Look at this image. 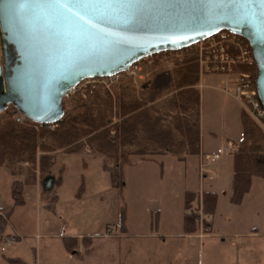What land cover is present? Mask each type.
Segmentation results:
<instances>
[{
    "label": "rangeland",
    "instance_id": "obj_1",
    "mask_svg": "<svg viewBox=\"0 0 264 264\" xmlns=\"http://www.w3.org/2000/svg\"><path fill=\"white\" fill-rule=\"evenodd\" d=\"M183 56L180 52H169L154 57L153 63L149 59L144 62L149 72L145 80L124 77L112 93L101 88L94 92L108 94L116 101L123 89L128 87L136 92L149 87L156 91L162 90L168 86L177 69V63ZM247 71H250V68H247ZM201 78L205 85L200 93L201 149L204 153L216 152L218 148L224 149L226 139L237 148L238 140L242 138V107L236 99L222 92L226 84L224 77L206 75L200 76V80ZM228 78L235 80L232 76ZM171 96L172 94L165 93L162 101H167ZM76 97L64 104L65 110L78 103V96ZM79 98L86 100L87 96ZM11 109L9 107L0 114V121L6 118ZM161 110L163 111L162 107ZM55 150L37 152V159L45 156L55 159L49 188L46 186L48 175H41L38 163L36 167L30 164H16V176L12 175L8 168L5 169L11 176L6 174L3 168L0 169V202L2 206L8 207L0 208L6 212L10 209L12 211L13 207V179L36 180L34 186L25 189V192L30 189L25 206L14 208L10 218L6 212H0V264H11L8 258H21L27 264H84L78 259H70L69 263L67 262L64 239H80L79 237L90 235L96 238L117 236L123 212L126 227L153 222L159 224V228L161 226L160 229L164 232L168 229L166 227L171 226L170 223L180 220L184 212L186 216L197 218V235L209 233L210 228L204 226L206 222L212 226L214 236L208 240L210 244L205 250L204 264H214L215 261L222 264L227 260L233 264H264V180L255 178L242 203L232 204L230 194L233 155H224L219 161L212 162L208 169L216 171L218 177L204 180L202 183L198 170L199 156L186 157L184 162L170 154L159 156L155 158L157 162L126 168L124 188L119 190L114 188L111 176L104 170L102 156L88 148L76 154ZM138 160L139 158H133V161ZM60 169L64 172L59 177ZM191 189L198 190V197L191 208L185 211V192H193ZM39 191L40 196L37 193ZM206 192L214 193L218 197L212 216L204 210L203 196ZM56 195L57 199L51 201ZM40 200L41 203L38 202ZM199 219L204 220V227H201ZM8 239L14 240L10 246L6 244ZM85 241L86 243H81L77 248L81 257L89 250L93 252L94 239L85 238ZM98 242L95 252H112V255L117 252L115 246H107L100 240ZM96 264H103V261L98 259Z\"/></svg>",
    "mask_w": 264,
    "mask_h": 264
},
{
    "label": "water",
    "instance_id": "obj_2",
    "mask_svg": "<svg viewBox=\"0 0 264 264\" xmlns=\"http://www.w3.org/2000/svg\"><path fill=\"white\" fill-rule=\"evenodd\" d=\"M0 0V114L9 107L37 125L65 116L66 93L86 79L127 72L228 32L244 38L264 109V6L228 0ZM80 12L83 19L74 16ZM51 179L47 180L49 188Z\"/></svg>",
    "mask_w": 264,
    "mask_h": 264
},
{
    "label": "trees",
    "instance_id": "obj_3",
    "mask_svg": "<svg viewBox=\"0 0 264 264\" xmlns=\"http://www.w3.org/2000/svg\"><path fill=\"white\" fill-rule=\"evenodd\" d=\"M180 53L184 56L177 63V69L166 88L156 91L149 87L136 92L128 87L123 89L116 101L100 92L88 95L86 100L78 96V103L65 110L63 120L52 125L54 129L31 121L26 124L16 122L13 117L18 112L12 108L6 118L0 121V168H8L16 176V164L36 167L38 163L41 175H48L47 178L51 179L55 159L48 156L37 159L38 151L49 152L56 149L76 154L88 148L103 157L104 170L111 176L114 188L122 190L125 169L135 165V157L139 158V162H154L156 157L170 154L184 162L186 157L199 156L201 94L195 87L200 84V71L193 48ZM163 54L166 53L155 57ZM148 60L145 59L144 62ZM250 72L256 77V65L250 68ZM165 93L172 96L167 101H162ZM240 121L242 138L233 153L230 194V201L234 205L242 203L255 178L264 180V132L244 110L240 114ZM63 172L60 169L59 177ZM35 181L25 179L13 182L12 211L26 205L25 189L34 186ZM197 194L185 193V211L196 201ZM56 199L57 197L51 201ZM203 201L205 213L212 216L218 202L217 195L206 192ZM12 211L10 209L6 212L0 208V212H6L9 218ZM197 221L194 216L185 215V232L197 233ZM120 230L122 233L127 231L124 212ZM81 243H86L85 238L82 242L76 238L64 239L66 251L78 257H81L77 251ZM91 252L89 250L84 254ZM8 260L11 264H26L19 259Z\"/></svg>",
    "mask_w": 264,
    "mask_h": 264
},
{
    "label": "built area",
    "instance_id": "obj_4",
    "mask_svg": "<svg viewBox=\"0 0 264 264\" xmlns=\"http://www.w3.org/2000/svg\"><path fill=\"white\" fill-rule=\"evenodd\" d=\"M191 48H193V51L197 56L200 76L222 75L234 77L235 80L231 79L228 81L227 84L230 85V87L225 89V93L236 99L242 109L264 132V109L258 98L256 77H253L252 73L247 71V68H251L255 65V60L249 43L240 36L228 32H222L192 46ZM154 57L155 56L148 58L151 63H153L152 59ZM147 76H149V72H147L143 60L134 64L125 73L105 78L83 80L78 86L66 93L63 103H67L76 96L86 97L89 94H93L98 88L112 93L113 89L122 82L124 77L133 78L134 80H145ZM14 118L16 122L20 124H26L29 122L27 118L19 113L16 114ZM48 127L53 126L49 125ZM235 150L236 147L230 142L226 143L224 149L219 148L216 152H201L198 164L201 183L207 179L213 180L214 178H217L218 173L216 171H209V166L212 162L219 161L224 155H233ZM188 214L190 215L191 213L188 212ZM199 220L201 221V226H203L204 220ZM12 241L14 240L8 239L6 242L7 246H10ZM2 251H5L4 247L2 248Z\"/></svg>",
    "mask_w": 264,
    "mask_h": 264
},
{
    "label": "crops",
    "instance_id": "obj_5",
    "mask_svg": "<svg viewBox=\"0 0 264 264\" xmlns=\"http://www.w3.org/2000/svg\"><path fill=\"white\" fill-rule=\"evenodd\" d=\"M218 76H222V75H218ZM222 77L226 79L225 89L229 88L227 84L229 78L225 76ZM202 80L203 78H201L200 80V85L197 86L200 93H201V89L205 86L203 85ZM225 89L222 91L223 93H225ZM201 101H202V97H201ZM200 124H202V120ZM240 140L241 139H239L238 141L240 142ZM228 142L229 139H226V143ZM201 146H202V126H201ZM201 152H205V151L201 149ZM133 162L135 164L134 165L135 167L138 166L139 164L147 163V162H139V160ZM154 162H157V160L155 159ZM3 170L7 172L6 174L10 175L7 169L3 168ZM14 181L15 180L13 179L12 184ZM34 188L37 189V186H35ZM29 191L30 189L26 190L25 199H27ZM190 191L197 192L198 190L191 189ZM37 193L40 196V191ZM38 202L41 203V200ZM0 207L3 209L8 208L2 206L1 202H0ZM184 216L185 213L183 212L182 218L178 221L170 223L171 226L166 227L168 229L165 232L162 231V229H160L161 226L159 228V224L156 225L153 222H149V223L144 222L142 225L139 226L138 225L132 227L127 226L126 233H122L119 230V232H117L118 233L117 236H104L102 238L101 237L96 238L95 236L90 235L86 237H79L80 239L82 238L94 239V242L92 243L93 252L90 254H84L82 255V257H78L66 251L67 252L66 260L69 263L70 259L71 260L78 259L81 263L84 264H96V261L98 259L103 261V264H108V262L109 263L114 262V264H204V258L206 252L205 250L206 248L208 249V244H210L208 240H211L214 236L212 226H210L211 224L209 225L207 222L205 223L204 226L209 227L210 229H209V233H205L203 236L197 235L198 233L195 234L186 233L184 229ZM15 235L20 238V236H18L17 234ZM98 240H100V242L103 241L104 243L103 242L102 243L106 244L107 246H112V247L115 246V248H117V252L114 253V255H112V252H105V253L95 252L96 251L95 246L99 243ZM223 242H225V240H223ZM235 242L236 244H238L237 241ZM12 259H19L25 262L21 258H12ZM214 264H219V263L215 261ZM222 264H233V263L227 260Z\"/></svg>",
    "mask_w": 264,
    "mask_h": 264
},
{
    "label": "snow or ice",
    "instance_id": "obj_6",
    "mask_svg": "<svg viewBox=\"0 0 264 264\" xmlns=\"http://www.w3.org/2000/svg\"><path fill=\"white\" fill-rule=\"evenodd\" d=\"M61 0H57V3H60ZM228 3L230 5H240L242 7H248L251 8V5L253 3V0H228ZM259 3L264 6V0H259ZM63 7H66L68 11H72V7H83V5H78L76 3V0H63ZM74 16L79 17L80 19H83V16L80 15V12L73 13ZM261 17H264V8H262L260 12Z\"/></svg>",
    "mask_w": 264,
    "mask_h": 264
}]
</instances>
